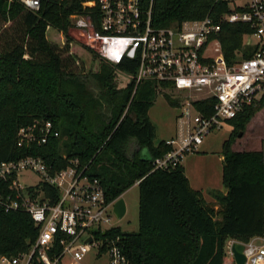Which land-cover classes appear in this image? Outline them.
I'll use <instances>...</instances> for the list:
<instances>
[{
	"label": "trees",
	"instance_id": "1",
	"mask_svg": "<svg viewBox=\"0 0 264 264\" xmlns=\"http://www.w3.org/2000/svg\"><path fill=\"white\" fill-rule=\"evenodd\" d=\"M89 1L95 4L86 5ZM97 4L98 0H40L34 11L19 0H0V162L35 156L53 170L78 159L89 163L88 172L100 180L110 201L138 181L137 229L115 225L104 233L119 237L130 264H224L228 240L264 237V153L232 149L235 136L264 107V95L228 120L231 131L220 152L225 191L210 189L213 200L207 201L201 190L190 186L181 163L153 169L154 158L170 148L164 139L155 140L156 128L148 115L158 94L156 84L144 81L134 90L133 80L124 88L115 81L117 70L132 76L136 61L124 58L111 64L85 45L98 61L91 70L70 49V15H94ZM140 4L150 9L155 27L220 12L214 0ZM48 31L59 41L50 39ZM249 31L246 24L223 23L219 39L229 63L238 59L237 50H243V57L252 54L253 49L242 44ZM164 96L176 106L171 95ZM46 121L58 131L57 137L17 144L20 127ZM48 190L55 194L53 188ZM0 191L7 193L1 180ZM38 232L28 212L0 205V255L27 253Z\"/></svg>",
	"mask_w": 264,
	"mask_h": 264
},
{
	"label": "built area",
	"instance_id": "2",
	"mask_svg": "<svg viewBox=\"0 0 264 264\" xmlns=\"http://www.w3.org/2000/svg\"><path fill=\"white\" fill-rule=\"evenodd\" d=\"M19 1L34 11L40 4V0ZM214 1L220 10L216 17L206 15L163 27L152 25L151 11L143 10L140 0H98L94 15L73 13L69 17L71 28L103 60L111 64L124 58L136 61L130 79L134 90L139 83L151 81L157 93H167L177 102L174 133L164 139L170 148L154 158L153 169L180 164L207 135L264 95V0ZM223 23L249 26L242 41L243 48L253 49L249 57H243L240 49L236 62L227 61L219 39ZM57 136L50 121L39 126L34 122L18 129L17 144L46 143ZM88 166L72 159L66 167L50 170L35 156L0 162V180L7 184L6 195L0 191V205L5 210H25L39 228L27 253L0 255V264H34V256L40 264H63L65 259L77 264L90 250H95V258L98 253L105 255L107 264H130L119 237L104 235L115 226L116 199L107 200L100 180L90 175ZM24 172L36 173V181L23 183ZM48 186L55 190V197ZM233 242L228 240L225 246L231 256ZM240 243L245 264H264V237Z\"/></svg>",
	"mask_w": 264,
	"mask_h": 264
},
{
	"label": "rangeland",
	"instance_id": "3",
	"mask_svg": "<svg viewBox=\"0 0 264 264\" xmlns=\"http://www.w3.org/2000/svg\"><path fill=\"white\" fill-rule=\"evenodd\" d=\"M68 34L72 38V46L70 47L72 52L85 63L86 68L95 70L98 61L85 48L81 36L71 26L68 28ZM47 35L50 39L54 38L55 40L52 31H48ZM55 41H59V39L56 38ZM130 79L131 76L126 72L117 70L115 73L118 88H124ZM178 113V107L170 104L164 94H157L148 111L149 118L156 128L155 140L167 139L173 135L175 118ZM230 131L231 126L225 124L221 129L211 132L204 138L196 152L185 155L181 161L190 186L201 190L205 199L209 201L213 200L209 194L210 189H223L221 182L223 161L220 152L222 142L228 137ZM232 149L236 151L261 150L264 153V107L252 117L241 134L235 136ZM36 179L37 174L34 172H24L22 175L23 183L30 184ZM122 198L126 205V212L121 218L112 215V223L123 230H135L138 224L137 184L126 190L122 194ZM95 254V250H90L77 264H107L105 255L95 258ZM226 257L224 264H235L232 256L227 252ZM63 264H69V262L65 259Z\"/></svg>",
	"mask_w": 264,
	"mask_h": 264
},
{
	"label": "water",
	"instance_id": "4",
	"mask_svg": "<svg viewBox=\"0 0 264 264\" xmlns=\"http://www.w3.org/2000/svg\"><path fill=\"white\" fill-rule=\"evenodd\" d=\"M241 133H239L240 135ZM113 212L117 218L123 217L126 212V205L122 196L117 198L113 204ZM90 241L91 239L88 238ZM232 258L235 264H245V256L243 254V244L235 241L231 246Z\"/></svg>",
	"mask_w": 264,
	"mask_h": 264
},
{
	"label": "crops",
	"instance_id": "5",
	"mask_svg": "<svg viewBox=\"0 0 264 264\" xmlns=\"http://www.w3.org/2000/svg\"><path fill=\"white\" fill-rule=\"evenodd\" d=\"M220 157H221V155H220ZM221 158H222V157H221ZM192 188H193V187H192ZM221 190H222V191H225V190H224V189H222V188H221ZM207 201H209V200H207ZM211 201H212V200H211Z\"/></svg>",
	"mask_w": 264,
	"mask_h": 264
}]
</instances>
